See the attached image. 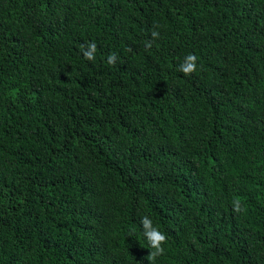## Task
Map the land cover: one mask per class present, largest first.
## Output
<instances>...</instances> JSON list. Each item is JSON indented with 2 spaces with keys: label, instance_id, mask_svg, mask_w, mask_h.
<instances>
[{
  "label": "trees",
  "instance_id": "obj_1",
  "mask_svg": "<svg viewBox=\"0 0 264 264\" xmlns=\"http://www.w3.org/2000/svg\"><path fill=\"white\" fill-rule=\"evenodd\" d=\"M145 215L264 264V0H0V264H149Z\"/></svg>",
  "mask_w": 264,
  "mask_h": 264
},
{
  "label": "clouds",
  "instance_id": "obj_2",
  "mask_svg": "<svg viewBox=\"0 0 264 264\" xmlns=\"http://www.w3.org/2000/svg\"><path fill=\"white\" fill-rule=\"evenodd\" d=\"M153 38H157L159 33L157 31L152 32ZM151 47V43H146V48ZM81 51L85 59L92 61L95 60V53L97 51V45L95 42H90L86 47L81 45ZM116 54L112 53L107 56L108 64L116 63ZM179 71L183 72L186 76L191 75L197 71V57L194 54H187L184 57L183 62L179 65ZM233 211L235 213H242L246 209L243 207L241 200L239 198L234 199L232 204ZM141 225L143 228V234L146 237L150 252L147 255V260L149 264H155L158 257L165 254L164 244L167 241L166 235L160 231L156 226L153 225L152 220L149 216L145 215L141 218Z\"/></svg>",
  "mask_w": 264,
  "mask_h": 264
}]
</instances>
